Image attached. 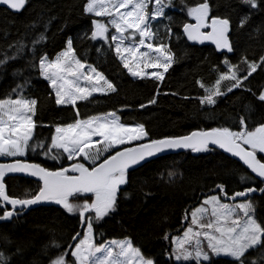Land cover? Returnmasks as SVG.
I'll use <instances>...</instances> for the list:
<instances>
[{"label": "trees", "instance_id": "trees-1", "mask_svg": "<svg viewBox=\"0 0 264 264\" xmlns=\"http://www.w3.org/2000/svg\"><path fill=\"white\" fill-rule=\"evenodd\" d=\"M197 2L202 0H172L165 16L152 23L153 31L159 28V35L174 54V62L162 81L133 77L123 67L110 41L91 39V20L98 17L83 12L86 0H27L19 12L0 6V59L8 57L0 65V98L9 95L15 98L18 94L37 100L31 144L43 141L49 145L54 125L74 121L77 112L80 119L115 112L122 123L144 124L152 139L182 136L212 127L236 130L237 118L242 115L250 128L264 122V106L253 95L264 89V69L260 67L244 88L226 92L215 105H200L197 99L204 95L197 81L211 86L219 73L226 70L225 59L244 68L241 57L252 61L264 55V7L253 10L245 26L238 27L240 17L249 14L247 7L238 0H208L211 15L231 21L229 39L233 51L228 52L217 50L214 45L191 42L183 34V23H194L186 8ZM165 25L171 28L170 37L165 36ZM41 33L46 39L33 45L32 41ZM68 38H72L77 57L103 73L115 86V92L91 96L78 101L75 107L55 104L54 91L33 65L41 55L54 58L65 49ZM17 85L23 86L22 90L13 93ZM225 85L226 82L221 83V91ZM153 96L156 103L149 105L147 102ZM140 104L146 107L140 108ZM47 151V147L30 148L26 157L20 159L50 170L74 162L55 149L44 155ZM57 155L59 159H52ZM169 172L175 175L170 178ZM241 176L254 175L241 162L216 149L179 151L133 166L128 172V183L121 186L115 212L94 224L97 243L128 237L145 256L154 258L156 264H196L176 262L170 257L171 244L163 238L164 234L169 238L179 234L187 222L183 219L186 210L198 206L207 196L219 194L217 185L225 186L228 197L245 187H264L258 179L242 182ZM5 183L10 195L23 198L38 191L40 182L13 176L6 178ZM247 199L254 203L259 222L264 223V193H249ZM82 227L78 215L68 214L61 206L47 202L20 211L9 220H0V252L8 257L7 264H48L50 257L63 250V247L53 249L52 241L66 247L69 237L82 231ZM250 256L259 260V249L250 250ZM214 259L226 264L231 258Z\"/></svg>", "mask_w": 264, "mask_h": 264}, {"label": "snow or ice", "instance_id": "snow-or-ice-1", "mask_svg": "<svg viewBox=\"0 0 264 264\" xmlns=\"http://www.w3.org/2000/svg\"><path fill=\"white\" fill-rule=\"evenodd\" d=\"M171 2L86 0L83 12L100 18L91 20V39L99 38L106 43L110 41L129 74L162 81L164 73L174 62V54L159 35V28L153 31L152 22L165 16V8ZM238 2L247 7L249 12L240 17L238 27L245 26L253 10L264 7V0ZM26 3L27 0H0V4L16 11L23 9ZM150 4H153L151 9ZM210 11L208 0L188 6L187 16L194 23H183V34L190 41H211L217 50L232 52L230 19L211 15ZM164 28L165 36L170 37L171 28L167 25ZM110 29H114L111 34ZM45 39L41 33L32 43L36 45ZM7 59H0V65L5 64ZM240 63L245 67L241 68L239 64H232L225 59L223 64L226 70L219 73L211 86L206 87L197 81L204 90V95L197 98L200 105H215L217 99L226 92L244 88L245 82L258 67L264 69V55L252 61L241 57ZM33 67H37L39 75L49 82L56 105L75 107L77 101L87 100L94 92L116 91L103 73L77 57L72 38L67 39L65 49L55 58L41 55ZM222 82H226L224 91H221ZM22 87L17 85L12 92L17 93ZM253 95L256 102L264 106V89L258 95ZM147 103L155 104L156 97L153 96ZM36 105V99L23 98L18 94L15 98L11 95L0 98V156L21 157L30 148L47 147L48 151L44 155L55 149L74 162L55 170L21 159L0 163V220H9L23 209L41 202H54L66 213L78 215L82 231L74 232L66 247L53 240L52 248L60 250L63 247V250L50 257L48 264H156L154 258L145 256L128 237L97 243L94 224L115 212L121 186L128 183L129 169L139 166L157 153L175 149L207 152L213 150L211 146H215L238 157L254 174L241 176L242 182L258 179L264 185V158L258 159L257 156L258 153L264 155V122L250 128L246 117L242 115L237 118L236 130L212 127L182 136L152 139L144 124L122 123L115 112L91 115L85 119H80L77 112L74 121L54 125L49 145L43 141L31 144L36 127L33 120ZM139 107L144 108L146 105L140 104ZM134 141L146 142L114 150L101 159L109 149ZM52 159H59V156H53ZM17 172L38 177V191L23 198L10 195L4 177L7 173ZM174 175V172L168 173L170 178ZM216 190L218 195L207 196L199 206L186 210L183 219L188 221V226L182 237H171L173 250L168 255L176 261H195L196 264H219L214 259L216 257L231 258L226 264H264V223L254 218V205L247 199L249 193H264V187H245L243 191L233 192L231 197H228L223 184L217 185ZM241 197L244 198L241 202H226L237 201ZM7 206H11L10 209ZM163 238L169 239L168 234L165 233ZM257 249L260 252L259 260L250 256V250ZM7 261L8 257L0 252V264H7Z\"/></svg>", "mask_w": 264, "mask_h": 264}, {"label": "water", "instance_id": "water-1", "mask_svg": "<svg viewBox=\"0 0 264 264\" xmlns=\"http://www.w3.org/2000/svg\"><path fill=\"white\" fill-rule=\"evenodd\" d=\"M0 6L8 8L6 5H3V4H0ZM8 9H9V8H8ZM10 10L13 11V12H19V11L12 10V9H10ZM21 10H22V9H21ZM21 10H20V11H21ZM185 36H186V35H185ZM189 41H190V40H189ZM191 42H197V43H199V44H204V45H214L213 42H211V41H207V40L202 41V42H199V41H191ZM214 46H215V45H214ZM134 146H135V145H133V146H131V147H134ZM211 147H212L213 149L219 150V151H221V152H223V153L229 155L230 157L236 159L237 161H239V162H241V163L243 164V162L240 161L238 157H234V156H232L230 153H226V152H224V150L219 149V148H216L215 146H211ZM185 150H190V149L166 150V151H164V152L157 153V154H156L155 156H153V157L147 158V160L152 159V158H155V157H159V156H163V155L171 154V153H176V152H179V151H185ZM257 156H258V155H257ZM258 159H259V157H258ZM21 160H23V159H21ZM12 161H13V160H9V161H0V163H10V162H12ZM27 162H29V163H33V162H30V161H27ZM141 163H142V162H141ZM244 166H245V165H244ZM245 167H246V166H245ZM248 170L250 171V169H248ZM250 172H251V171H250ZM253 175H254V174H253ZM13 176L29 178V179H32V180H35V181H38V182H39V178H38V177L31 176V175H29L28 173H20V172H17V173H7V174L5 175V177H4V183H5V179H6V178L13 177ZM5 185H6V183H5ZM6 189H7V186H6ZM46 203H47V202H41V203H39V204H37V205H31V206H29V207L26 208V209H27V210L34 209V208H37V207H39V206H41V205H44V204H46ZM8 207L10 208L11 206H8ZM17 208H18V210H19V206H17ZM23 210H25V209H23Z\"/></svg>", "mask_w": 264, "mask_h": 264}, {"label": "rangeland", "instance_id": "rangeland-1", "mask_svg": "<svg viewBox=\"0 0 264 264\" xmlns=\"http://www.w3.org/2000/svg\"><path fill=\"white\" fill-rule=\"evenodd\" d=\"M165 2H167V0H165ZM151 7H153V4H150L149 5V9H151ZM166 9V8H165ZM162 18V17H161ZM98 19H100L99 17H98ZM160 18H157V20H159ZM156 20V21H157ZM105 22H107L106 20H105ZM153 22H155V21H153ZM152 22V23H153ZM109 32H110V34L112 33V32H114V29H110L109 30ZM125 43H128L127 41L125 42ZM64 50V49H63ZM144 49H141V51H143ZM61 52V51H60ZM59 52V53H60ZM55 58V57H54ZM49 59H51V58H49ZM53 59V58H52ZM86 65H90V64H86ZM169 69V68H168ZM156 69H146V71H155ZM98 71V70H97ZM168 71V70H167ZM166 73V72H165ZM165 73H164V76H165ZM47 81V80H46ZM48 82V81H47ZM49 83V82H48ZM106 93H110V92H94L93 94H92V96H94V95H98V94H106ZM91 97V96H90ZM78 102V101H77ZM62 106V105H61ZM142 142H145V141H134V142H131V143H126L125 145H123V146H116V149H109V152H111V151H113V150H119L120 148H122V147H128V146H130V145H133V144H136V143H142ZM108 152V153H109ZM108 153H104V156H106ZM104 156H102L101 157V159L104 157ZM25 158L26 157V153H25V155L24 156H21V157H7V156H0V160H4V161H9V160H14V159H20V158ZM70 161V160H69ZM215 195H218V194H215ZM205 199V198H204ZM203 199V200H204ZM226 202H241V201H231V200H228V201H226ZM252 202V201H251ZM253 203V202H252ZM253 205H254V203H253ZM199 206V205H198ZM254 218L255 219H257L258 220V218H257V215H256V208H255V205H254ZM258 222H259V220H258ZM187 226H188V221L186 222V224H185V227H184V229L185 228H187ZM184 229L179 233V234H175V235H173V236H171V237H182L183 236V231H184ZM117 240H119V239H117ZM169 242H170V244H171V252H172V250H173V246H172V243H171V238H169ZM69 259H70V257H68ZM173 259H174V257H172ZM229 258V257H228ZM175 260V259H174ZM176 261V260H175ZM176 262H195V261H176ZM196 263V262H195Z\"/></svg>", "mask_w": 264, "mask_h": 264}]
</instances>
